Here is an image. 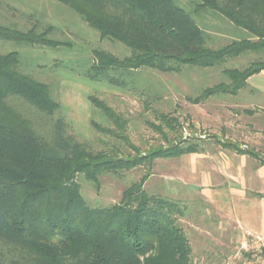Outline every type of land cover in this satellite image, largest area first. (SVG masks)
I'll use <instances>...</instances> for the list:
<instances>
[{
	"label": "trees",
	"instance_id": "obj_1",
	"mask_svg": "<svg viewBox=\"0 0 264 264\" xmlns=\"http://www.w3.org/2000/svg\"><path fill=\"white\" fill-rule=\"evenodd\" d=\"M58 1L100 36L134 52L122 61L97 50L98 61L89 74L92 79L119 83L108 70L122 66H147L161 72H179L186 65L211 67L245 50L264 49V0H198L195 9H210L255 38L217 49L205 45L203 29L174 0ZM0 38L54 44L34 29L22 32L2 25ZM18 66L17 52L0 54V264H190L191 247L178 224L183 208L170 197L147 193L143 188L146 176L123 190L118 202L93 208L83 199L73 175L85 170L95 177L142 160L150 164L154 158L193 151V145L158 147L134 160L72 164L70 156L78 155L76 148L71 150L65 140L60 143V137L49 143L26 118L4 104L8 97H19L40 111L57 108L47 85ZM262 69L264 60L242 69L226 68L223 73L230 83L206 87L189 100L198 103L214 94H233L246 85L247 77ZM99 106L117 121L106 105Z\"/></svg>",
	"mask_w": 264,
	"mask_h": 264
},
{
	"label": "rangeland",
	"instance_id": "obj_2",
	"mask_svg": "<svg viewBox=\"0 0 264 264\" xmlns=\"http://www.w3.org/2000/svg\"><path fill=\"white\" fill-rule=\"evenodd\" d=\"M174 2L203 29L207 47L217 49L242 38L255 39L222 15L210 9H195L198 0ZM108 9L119 14L113 7ZM0 25L22 32L34 29L54 42L48 45L0 38V54L17 52L19 70L46 84L57 108L40 111L19 97H8L4 104L26 118L49 143L53 144L60 137V143L65 140L72 145L71 150L76 148L78 155L70 156L72 164L76 161L134 160L158 147L177 143L182 147L193 145L198 140L194 133L199 129H192L186 124L187 120L176 118L177 112H219L218 116H224L222 112H264V98L255 93L245 94V91L214 94L198 103L189 100L206 87L230 83L224 69H242L251 62L264 60V49L245 50L211 67L186 65L179 72H161L147 66L115 67L109 69L108 74L117 78L119 83H116L89 77L93 72L91 66L98 61L95 52L102 50L122 61L134 52L117 40L100 36L96 28L64 3L58 0H0ZM259 101L263 106L256 104ZM100 102L114 113L117 121L101 109ZM249 122L247 141L251 142L257 127L263 125H257L254 118ZM233 142L239 144L238 139ZM171 162V159L154 158L149 164L142 160L116 172L96 173L95 177H90L88 171H77L73 180L86 203L101 208L118 202L123 190L146 176L143 188L147 193L170 197L183 208L178 224L191 247L190 264H247L253 262V254H264L263 247L258 248L229 219L198 198L184 202L169 196L161 183L160 171ZM171 167H174L173 162ZM243 239L247 242L246 249L241 245Z\"/></svg>",
	"mask_w": 264,
	"mask_h": 264
},
{
	"label": "crops",
	"instance_id": "obj_3",
	"mask_svg": "<svg viewBox=\"0 0 264 264\" xmlns=\"http://www.w3.org/2000/svg\"><path fill=\"white\" fill-rule=\"evenodd\" d=\"M238 91L264 98V69L247 77ZM256 104L263 106L261 101ZM222 113L224 116L216 115L219 112H177L176 118L199 129L193 132L198 140L193 151L160 158L171 159L174 165L171 162L160 171L161 183L171 197L184 202L198 198L251 240L258 238L264 248V112ZM250 118L263 127L258 126L254 140L248 142ZM224 138L238 139L239 144Z\"/></svg>",
	"mask_w": 264,
	"mask_h": 264
},
{
	"label": "built area",
	"instance_id": "obj_4",
	"mask_svg": "<svg viewBox=\"0 0 264 264\" xmlns=\"http://www.w3.org/2000/svg\"><path fill=\"white\" fill-rule=\"evenodd\" d=\"M244 239H243V242L241 244L243 248H245L247 246L246 245L247 242ZM253 243H255L258 248H262L258 238H254ZM252 257H253V262L249 261V262H247V264H264V254H261L260 252H258V253L253 254Z\"/></svg>",
	"mask_w": 264,
	"mask_h": 264
}]
</instances>
